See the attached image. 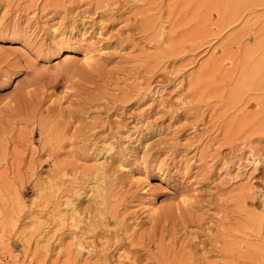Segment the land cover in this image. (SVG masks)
I'll return each instance as SVG.
<instances>
[{"label":"rangeland","instance_id":"obj_1","mask_svg":"<svg viewBox=\"0 0 264 264\" xmlns=\"http://www.w3.org/2000/svg\"><path fill=\"white\" fill-rule=\"evenodd\" d=\"M0 264H264V0H0Z\"/></svg>","mask_w":264,"mask_h":264},{"label":"bare ground","instance_id":"obj_2","mask_svg":"<svg viewBox=\"0 0 264 264\" xmlns=\"http://www.w3.org/2000/svg\"><path fill=\"white\" fill-rule=\"evenodd\" d=\"M67 55H65V57H64V60H65V62H68V61H73L72 59L74 58V56L72 55V54H68V53H66ZM86 57V56H85ZM75 59V58H74ZM90 60V59H89ZM62 61V60H61ZM147 141H148V139H145V140H143L142 142H143V144H145L144 145V147L146 146V143H147ZM109 150H110V148H109ZM106 151L108 152V149H106ZM110 156H109V154L108 155H106L105 157L103 156V160H101V159H99V160H101L100 161V167H102V165L107 161V159L109 158ZM111 158V157H110ZM115 158V157H114ZM118 162V161H117ZM119 167H125L122 163H119ZM103 174V173H102ZM101 174V175H102ZM55 188V187H54ZM92 190H95V196L97 195H99V193H100V191H101V188H100V182H96L95 184H94V186L92 187ZM141 191H145V186H143L142 188H141ZM103 194V193H102ZM79 195L80 194H78L77 195V197H79ZM101 197V196H100ZM91 201V200H90ZM146 206L148 207V206H150V204H146ZM145 206V207H146ZM43 209V208H42ZM79 209H78V206H76L75 204H73L72 203V205H71V219H72V221H73V225L74 226H76L77 227V224L79 223V220H78V217H79ZM39 218V217H38ZM38 223H39V221H37ZM75 222V223H74ZM41 225H42V223H41ZM79 226V225H78ZM75 227V228H76ZM74 228V229H75ZM73 230V229H72ZM39 233V232H38ZM41 233V232H40ZM39 233V234H40ZM42 234V233H41ZM37 240H38V238H37ZM83 246V245H82ZM80 249H82V247H80Z\"/></svg>","mask_w":264,"mask_h":264}]
</instances>
